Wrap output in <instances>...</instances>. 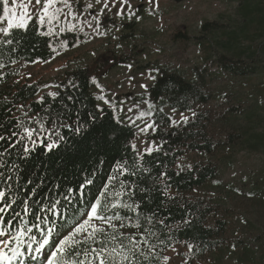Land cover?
<instances>
[{
  "label": "rangeland",
  "instance_id": "374dc122",
  "mask_svg": "<svg viewBox=\"0 0 264 264\" xmlns=\"http://www.w3.org/2000/svg\"><path fill=\"white\" fill-rule=\"evenodd\" d=\"M249 1L129 0L130 14L128 5L120 3L101 11L103 0L99 4L71 0L70 15L66 17L63 13L69 9L63 8L58 19L42 27L46 33L53 29L48 33L57 42L53 57L17 65L8 73L0 71V84L10 77L11 81L37 82L42 92L52 93L51 84L65 71L98 58L120 59L115 69L95 80L94 92L110 101L99 100L100 107L111 108L121 122L135 126L132 145L139 155L148 153V147L157 151L161 135L179 137L184 143L177 171L216 169L213 179L185 197L205 211V226L219 232L218 238L209 250L188 242L160 248L159 264H264V142L254 147L247 141L262 131V125L253 120L264 116V25L250 23L256 6L264 10V0L252 1L247 12L243 3ZM20 2L18 14L23 11ZM54 7L63 6L57 3ZM121 7L122 16L116 14ZM29 11L39 23L37 11ZM0 27H6V21ZM181 31L190 41L174 38ZM4 35L0 33V38ZM250 53L260 56L255 74L245 71ZM221 56L226 58L224 65ZM230 67L236 69L230 72ZM164 70L181 72L190 80L202 73L208 100L193 102L186 111L152 102L148 90ZM141 111L152 115L137 120ZM129 117L136 123H130ZM152 122L154 129L139 131ZM165 255L171 259L165 261Z\"/></svg>",
  "mask_w": 264,
  "mask_h": 264
},
{
  "label": "trees",
  "instance_id": "16d2710c",
  "mask_svg": "<svg viewBox=\"0 0 264 264\" xmlns=\"http://www.w3.org/2000/svg\"><path fill=\"white\" fill-rule=\"evenodd\" d=\"M252 1L243 3L247 12L253 5ZM255 8L250 23L257 21L259 25H264V10L259 6ZM174 38L190 41V37L182 31ZM9 39L12 44L5 42ZM56 43V39L46 33L37 21L31 20L26 31L13 30L11 36H1L0 71L8 73L20 64L47 62L53 57ZM259 58V54L247 55L246 64L250 65L246 67V73H256ZM219 60L223 65L226 63L224 56ZM120 63V59L103 61L98 58L85 67L65 71L51 84L56 97L42 92L37 82L11 81L8 77L0 84V135L8 138L0 141V191L6 192L8 203L15 200L11 208H5V203L0 201V208H5L0 218L11 225H0V228L14 232L24 223L31 227V234L37 239H42L43 233L52 228L49 244L54 245L88 213L90 205L100 197L105 187L109 188V193L121 191V182H124L126 185L131 183L129 190L135 195L131 198L124 196L123 199L129 203L133 200L138 202V211L143 213L141 223L144 228L140 231L150 229L156 233L148 239L156 245L152 251L157 255L143 261V264H159L161 254L158 249L164 250L174 243L188 242L209 250L219 232L205 226V211L185 196L213 179L217 171L209 166L201 170L177 171L175 166L183 138L161 135L160 148L142 156L133 149L135 126L121 122L111 108L100 107L94 92V80L105 77ZM235 67L242 70L240 65L235 64ZM235 67H230L229 71H234ZM204 86L202 73L190 80L181 72L164 70L149 88V99L186 111L191 103L208 100L203 93ZM253 123L262 125V131L254 132V138L250 136L247 141L259 147L264 142V116L255 118ZM40 124L44 125L43 130ZM80 124L84 128L79 133L67 126L75 128ZM23 127L37 129L34 145L28 139L21 140L25 135ZM12 132H19L20 135L11 137ZM51 141H57V145L49 151L46 145ZM13 144L15 147H12ZM24 146L30 152L25 153ZM205 147L210 150L208 143ZM118 164H124L137 174L117 173ZM165 172L167 177L164 179L170 185L167 194L157 179ZM113 175L117 176L113 182L114 189L109 186V178ZM139 189L152 191L146 195ZM107 214L111 215L112 211H107ZM118 214L134 215L124 209H119ZM153 214L157 219L163 218L164 225L144 221V216ZM120 231L135 233L136 229ZM160 240L165 243L161 244ZM143 247L147 250L148 246ZM45 248V253L54 250L48 246ZM43 259L39 264H43ZM28 264L36 262L28 261Z\"/></svg>",
  "mask_w": 264,
  "mask_h": 264
},
{
  "label": "snow or ice",
  "instance_id": "6c2138e0",
  "mask_svg": "<svg viewBox=\"0 0 264 264\" xmlns=\"http://www.w3.org/2000/svg\"><path fill=\"white\" fill-rule=\"evenodd\" d=\"M102 0H96V3H101ZM57 3L63 7H54ZM116 3L121 5H128L129 13L131 6L129 0H103V9H108L110 6H114ZM0 6H2V15H0V23L6 21V27H0V33H4L6 36H11L13 30H27L29 22L32 20V15L29 9L36 10L38 13V20L41 27L46 22L51 23L53 20L58 19L59 15L63 12V8L69 9L68 13H63L66 17L71 14L72 4L71 0H27L24 3L23 0L19 3L18 7L23 11L17 13V0H12V6L9 4V0H0ZM87 7L91 9L92 3H88ZM117 15L124 14V8L118 9ZM93 20L98 17L93 16ZM91 26V25H90ZM53 29L50 27L48 33H52ZM7 44H12V40L5 41ZM129 67H131L129 65ZM155 79V77H151ZM95 82V80H94ZM141 87L147 88V85H141ZM51 96L56 97L57 93H50ZM71 99V97H69ZM97 99L103 100L104 103L110 104V101L105 99L103 96H98ZM23 108V106H20ZM153 105L149 104L148 108L151 109ZM174 110V109H173ZM103 112V109H100ZM123 111V109H121ZM132 111L131 108L128 109ZM151 112L141 111L137 115L136 119H142L146 116H151ZM95 119V117H93ZM130 123L135 124L136 121L128 118ZM187 117H184V122H187ZM37 123H39L37 121ZM173 124H178L177 121H173ZM74 132L79 133L84 125L80 124L75 128L71 125H67ZM155 123H146L144 127H140L141 133L146 132L148 129H154ZM40 128L43 130L44 125L40 124ZM24 136L21 140L28 139L33 145L36 143L34 137L37 134V129L30 127H23ZM19 132H12L11 137L19 136ZM8 139L7 137L0 135V141ZM62 140L63 137H60ZM57 145V141H51L47 143L46 147L49 151ZM15 147V144L12 145ZM135 149V145H132ZM146 151L151 154L152 148L148 147ZM24 152H30L27 146H24ZM145 172L148 169H143ZM116 172L119 174L128 172L130 175H136V171H130L129 168L125 167L124 164H118L116 166ZM167 173H163L161 177L157 179L162 183V187L167 194V190L170 185L167 183ZM117 179L116 175L109 178V186L113 187V182ZM92 183L91 180L88 181ZM131 183L125 184L121 182V191H113L109 193V188L105 187L103 192L100 193V197L90 205V210L86 213V219L79 222L68 234H66L58 243L54 245L49 244V238L52 236L53 229L49 228L43 233L42 239H37L31 234V227L21 223L16 227L14 232H7L3 228H0V264H28V261L36 262L39 264L41 257H43V264H143V261H147L150 257L157 255L152 250L156 248L155 244H152L148 236H156L154 231L145 229V232L140 230L144 228L141 223L142 212L140 204L133 200L131 203L124 200V196L131 198L135 195V192L130 191ZM146 195L149 194L151 189H139ZM112 197L109 199V197ZM0 201L5 203V208H11L12 204L15 203L13 200L11 203L7 202L6 192L0 191ZM106 201V202H105ZM5 208H0V213L5 211ZM119 209H124L126 212H131L134 215H120L118 214ZM112 211L111 215L107 214V211ZM18 215V214H17ZM144 221L151 224L153 221L164 225V219H157L156 215L144 216ZM93 221H99V224L93 223ZM127 222V223H126ZM0 225L10 227L11 225L6 223L4 219L0 218ZM106 226V227H105ZM37 227V225H33ZM134 228L136 232H122L121 229ZM111 229V231H109ZM147 233V234H145ZM138 235L140 238H138ZM159 240V237L157 236ZM164 244V240L159 241ZM35 245V247H33ZM95 245V246H93ZM147 245V250L143 247ZM45 246L54 248V250L45 253ZM189 248L192 246L189 245ZM174 252L175 248L172 249ZM142 258V259H141ZM165 261H169L171 258L167 255L163 257Z\"/></svg>",
  "mask_w": 264,
  "mask_h": 264
},
{
  "label": "water",
  "instance_id": "95a60500",
  "mask_svg": "<svg viewBox=\"0 0 264 264\" xmlns=\"http://www.w3.org/2000/svg\"><path fill=\"white\" fill-rule=\"evenodd\" d=\"M176 2H179V1H181V0H175Z\"/></svg>",
  "mask_w": 264,
  "mask_h": 264
}]
</instances>
